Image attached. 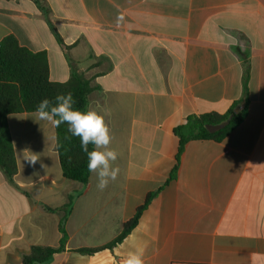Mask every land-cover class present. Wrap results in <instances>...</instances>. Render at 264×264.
<instances>
[{"label":"crops","instance_id":"0c3cea01","mask_svg":"<svg viewBox=\"0 0 264 264\" xmlns=\"http://www.w3.org/2000/svg\"><path fill=\"white\" fill-rule=\"evenodd\" d=\"M44 2L49 17L33 0H0V43L46 53L53 82L73 69L91 81L88 110L105 117L120 172L103 191L95 173L65 178L55 128L11 114L18 172L12 182L0 168V264L59 247L63 221L65 249L46 264H122L137 248L144 264H264V0ZM237 102L244 119L227 137L179 154L189 117ZM149 195L135 229L99 249Z\"/></svg>","mask_w":264,"mask_h":264},{"label":"trees","instance_id":"16d2710c","mask_svg":"<svg viewBox=\"0 0 264 264\" xmlns=\"http://www.w3.org/2000/svg\"><path fill=\"white\" fill-rule=\"evenodd\" d=\"M12 1V0H6ZM18 1V0H15ZM46 17L50 9L44 0H33ZM58 40L61 37L51 24ZM246 87V85H245ZM94 88L91 81L83 74L72 70L67 82H53L49 77V64L46 53H35L19 44L13 35L7 36L0 43V168L8 179L13 182L18 172L17 159L13 141L9 131L8 117L11 114L34 113L38 103L44 98L54 99L58 94L71 92L76 100L75 107L88 110V100ZM246 94V92H245ZM241 104L237 102L225 114H206L200 117H189L184 125L175 132L180 137L179 154L185 143L192 139L222 141L244 119V109L235 114L234 108ZM67 124L55 128L57 151L63 175L65 178L88 184L91 172L87 170V157L80 147L78 137H73L67 131ZM93 145H89V150ZM153 195H149L145 203L139 207L134 216L123 226L120 235L104 248H111L121 243L138 225L144 210L149 205ZM72 201L70 196L69 202ZM70 205L68 206V208ZM63 234L59 247L33 246L30 252L22 257V264H46L55 254L65 249L67 232L65 221L60 226ZM99 249H90L96 251Z\"/></svg>","mask_w":264,"mask_h":264},{"label":"clouds","instance_id":"9594fccd","mask_svg":"<svg viewBox=\"0 0 264 264\" xmlns=\"http://www.w3.org/2000/svg\"><path fill=\"white\" fill-rule=\"evenodd\" d=\"M123 19V15L117 16L118 26ZM75 105L76 100L71 92L58 94L52 100L44 98L35 108V121H45L54 128L67 124V131L80 140V147L87 157L88 172L96 174L97 188L103 191L119 175V167L113 166L119 153L110 147L112 135L105 117L94 109L85 111ZM90 144L93 145L91 150ZM143 255L144 250L137 248L128 253L122 264H144Z\"/></svg>","mask_w":264,"mask_h":264}]
</instances>
